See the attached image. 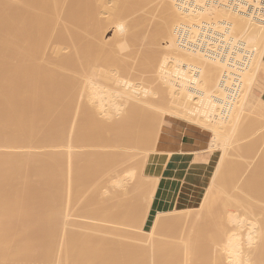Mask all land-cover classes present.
I'll use <instances>...</instances> for the list:
<instances>
[{
	"label": "bare ground",
	"instance_id": "6f19581e",
	"mask_svg": "<svg viewBox=\"0 0 264 264\" xmlns=\"http://www.w3.org/2000/svg\"><path fill=\"white\" fill-rule=\"evenodd\" d=\"M153 3L149 32L133 6ZM263 81L264 0H0V264H264V149H215L248 128ZM166 117L212 133L197 207L176 208L180 181L163 179L182 155L159 147Z\"/></svg>",
	"mask_w": 264,
	"mask_h": 264
},
{
	"label": "rangeland",
	"instance_id": "374dc122",
	"mask_svg": "<svg viewBox=\"0 0 264 264\" xmlns=\"http://www.w3.org/2000/svg\"><path fill=\"white\" fill-rule=\"evenodd\" d=\"M66 4H67V3H66ZM149 5H151V4H149ZM149 5H147L145 8H142V9H139V8H140L139 6H137V7H136V6H133V7H134L135 12H137L136 15L139 14V16H140V15H144L143 13H145V14L147 13V14L150 16L149 18L147 17L148 19L146 18V21H147V20H150V21H147L146 24H145V26L148 25V27H149V32H150V30L153 29V28L151 29V26H161V25H163V22H164V21H160V20H162V19H160V18H159L160 16H158V14L161 13V12L158 11V10H160V9H158L157 6H155L154 3L152 4V6H154L153 8H152V6H149ZM148 6H149L150 8H149ZM133 7L131 8V12L134 11V10H133ZM136 8H137V9H136ZM154 8H155V10H154ZM68 9H69V8H68ZM75 9H76V8H75ZM143 9H147V11L144 10V11H146V12H144ZM152 9H153V10H152ZM70 10H71V9H70ZM70 10H69V11H70ZM139 10H140V11H139ZM66 11H68V10H66ZM149 11H150V12H149ZM156 11H158V12H156ZM74 12H75V11H74ZM74 12H73V13H74ZM76 14H77V12H76ZM132 14L135 15L134 12H132ZM78 15H79V12H78ZM78 15H77V17L74 15V16H75L74 21H73L74 23H75V21L78 22ZM152 15H155L156 18L154 17V19H155L156 21H158V19H159V21L156 22L154 19H152V18H151ZM65 16H67V15L65 14ZM132 16H133V15H132ZM152 17H153V16H152ZM243 17L248 18V17L245 16V15H243ZM148 22H149V24H148ZM213 22L216 24V26L219 25V24H221V23H219V24L216 23V20H213ZM217 22H218V20H217ZM221 26H222V27H221ZM219 27H220V28H224L222 24H221ZM219 27H218V28H219ZM220 28H219V29H220ZM197 31H199V30L197 29ZM234 31H235V30H234ZM234 31H233V35L236 36V35L238 34L237 36H238V37H241L242 34L236 32V31L234 32ZM113 32H114V31H112V30L110 29L109 32H108V35H109V36H112V35H113ZM147 33H148V32H147ZM234 33H235V34H234ZM236 33H237V34H236ZM59 34H60V33H59ZM243 37H244V36H243ZM230 70H232V68H229V71H230ZM129 74H130V75H129ZM132 75L134 76V78L132 77V78H133L132 80H136V77L139 78V79H137V80H139L140 82H138V81L136 80V81H137L136 83H137V84L140 83V87H144V86H145V88L149 87L148 89H153L152 86L154 85V83L152 84V82H155L154 79H152L153 81H149V80H148L149 77H147V78L144 77V76H147L148 74H144L143 77H140V76H139L137 73H135V72H131V73L128 72V73H126L125 76L128 77V78H130ZM136 75H137V76H136ZM141 78H142V79H141ZM229 78H230L229 81H232V76H229ZM145 80H146V81H145ZM150 80H151V79H150ZM149 82L152 84V86H149V84H148ZM155 84H156V83H155ZM259 85H260L259 82H257L256 85H255V87H259ZM150 87H151V88H150ZM155 87H156V86L154 85V88H155ZM261 89H262V90H261V93H259V91H257L258 96H256L255 100H253V103L255 102V106H257L258 108L256 107V109L251 110V111L248 112V113H250L249 115H250L251 117H249V118H243V122H245V123L248 125V128H246V129H244V130H247L248 132L242 130V131L240 132V135H241V134H242V135L240 136V135L238 134L239 137H238L237 134H236V136L238 137V140H240V141H238V142H237V138H236V136H235V134H234V137H233V144L235 143V140H236V142L240 145L241 149H240V147H239V145H238L237 143H236V146H235V147L237 148V145H238V147H239V148H237L238 150H237L236 148H235V149L233 148L234 145L232 144V140H231V136H233V135H230V137L226 136V137H228V138L225 137L226 140H227V142L225 141L224 138H222L221 141H219V143L217 144V147H218V148H217V147L215 148V149H219V150L216 151V155L219 156L220 151L222 150L223 147H225V150L228 151L230 154L232 153V154H231L232 156H233L234 153H237L238 156L240 155L239 157H241V159H242V155H243V156H246V155H247L246 157H243L245 161H248V160H247L248 157H252V158H249V159L252 160L253 162H257L256 160L258 159L259 154H261V153L263 154V151H264V150H263V149H264V93H262V92H263L264 87H263V88L261 87ZM242 90H243V88L241 89V94H242ZM223 93H224V92H223ZM224 94H225V93H224ZM262 94H263V95H262ZM261 96H262V99H261V102H262V103L260 102V99H259V97H261ZM241 97H242V96H241ZM238 101H240V99H238ZM236 103H237V102H236ZM236 103H235V104H236ZM162 104L165 105L164 103H162ZM162 104H161V105H162ZM237 104H239V103H237ZM237 104H236V105H237ZM262 104H263V105H262ZM163 105H162V106H163ZM162 106H161V107H162ZM165 107H166V105H165ZM166 118H170V117H166ZM68 119H69V118H68ZM178 120H180V119H178ZM180 121H182V120H180ZM183 122H184V121H183ZM186 123H187V122H186ZM189 124H191V123H189ZM193 125H194V124H193ZM194 126H196V125H194ZM197 127H198V126H197ZM199 128H200V127H199ZM201 129H202V128H201ZM203 130H205V129H203ZM205 131L208 133V135H209V137H210V142H209V145H208V150H209V153L212 154V157H213V156H214V152L212 151L213 148L210 149V147H211L212 144H213V142H212V138H211V137H212V133H211L210 131H208V130H205ZM243 131H244L245 133H246V132H247V133L243 135ZM161 132H162V129H161ZM161 132H160V134H161ZM245 136H246V137H245ZM234 138H235V140H234ZM241 138H243V139H241ZM229 139H230V140H229ZM228 140H229V141H228ZM158 141H159V138H158ZM230 141H231V143H230ZM211 142H212V143H211ZM239 142H240V143H239ZM151 143H152V142H151ZM227 143H228V144H227ZM152 144L154 145V143H152ZM152 144L149 143V145H146V146H151ZM220 144H221V145H220ZM223 144H224V145L226 144V146H224ZM231 144H232L231 148L227 149V147H228V146L230 147ZM241 144H242L243 146H241ZM222 145H223V146H222ZM209 146H210V147H209ZM151 147H152V146H151ZM143 148H144V147H143ZM144 149H146V148H144ZM144 149H143V150H144ZM148 149H149V147H148ZM243 149H244V150H243ZM229 150H231V151H229ZM232 150H233V151H232ZM239 150H240V151H239ZM241 150H242V151H241ZM262 150H263V151H262ZM234 151H235V152H234ZM228 152H227V154H228ZM240 152H241V153H240ZM217 153H218V154H217ZM228 155H229V154H228ZM231 155H230V159H231V158H232V159H235V158L237 159V157H236L237 155H236V154L234 155L235 158L231 157ZM257 156H258V157H257ZM260 156H261V155H260ZM228 157H229V156H228ZM253 157H254V159H253ZM255 157H257L256 160H255ZM239 159H240V158H239ZM259 159H260V158H259ZM242 160H243V159H242ZM254 160H255V161H254ZM244 165H246V164L244 163ZM11 167H13V166H11ZM25 167H27V166H25ZM243 167H244V166H243ZM236 168H237V167H236ZM245 168H247V167H245ZM16 169H17V168H16ZM19 169H21V168H18L17 171H18ZM27 169H28V168H27ZM238 169H239V171H240L241 169L243 170V168H241V167H239ZM14 170H15V168H14ZM235 170H236V169H230L229 172L232 173L231 171H233V172L235 173L234 175H236V172H237V171H235ZM242 170H241V171H242ZM15 171H16V170H15ZM243 171H244L243 173H245V169H244ZM248 172H249V171H248ZM248 172H246L247 175L249 174ZM246 173H245V174H246ZM232 174H233V173H232ZM238 174H239V177H240L241 173L239 172ZM245 174H243V175H244L243 177L246 179L248 176L245 177V176H246ZM236 176L238 177V175H236ZM243 177H242V176L240 177V180H241V181L243 180ZM241 178H242V179H241ZM238 179H239V178H238ZM88 180H89V178H87V179L85 178V179H84V182H87ZM244 181H245V180H244ZM242 183H243V182H242ZM244 183H245V182H244ZM246 183H247V182H246ZM6 184H8V183H6ZM245 185H246V184H245ZM245 185H244V186H245ZM253 185H256V184H253ZM255 187H256V186H255ZM26 188H27V187H26ZM253 188H254V186H253ZM0 189H1V188H0ZM29 189H32V190L34 189L33 191H35V190L38 191V187H36V189H35L34 184H33V186L30 185V186H28V188H27L28 193L30 192V194H27V193L24 194V195H25L24 197H26L27 195H28V196H29V195L31 196L32 194L35 193L34 195L31 196L30 200L32 199L31 201H32V202L34 201V202L36 203V205H37L38 201L35 200V199L38 198V195H39V194L37 195V194H36V191H35L34 193H33V191L31 192V190L29 191ZM39 189H40V188H39ZM243 189H245V188H243ZM247 189H248V187H246V190H247ZM24 191H25V189H24ZM26 192H27V191H26ZM39 192H40V190L38 191V193H39ZM26 194H27V195H26ZM35 195H36V197H33V196H35ZM28 196H27V197H28ZM30 196H29V197H30ZM27 197H26V202H25V203L23 202L24 205L26 204V206H27V205H31V204H30L31 202H29V203L27 204V202L29 201V200H28L29 197H28V199H27ZM32 197H33V198H32ZM34 198H35V199H34ZM33 199H34V200H33ZM201 200H202V195H201V198L199 199V202H198L199 204H200ZM23 201H24V200H23ZM36 201H37V202H36ZM34 202H33V205L35 206V203H34ZM38 204H39V205L36 206V208H34V206H33V208H34L35 210H36V209H38V210L43 209V207L39 209V207L41 206L42 203L40 204V202H39ZM199 204H197V206H198ZM42 205L44 206V203H43ZM218 205H219V202H218L217 206H218ZM31 206H32V205H31ZM197 206H195V207H197ZM28 207H29V206H28ZM37 207H38V208H37ZM30 208H32V207H30ZM33 208H32V209H33ZM79 213L83 214V212H79ZM79 213H78V214H79ZM85 214L87 215L86 212H85ZM203 214H204V215H203V216H200V217L202 218V219H201V220H202L201 222H203V220H204L203 223H204V226H205V224H206L205 222L207 221V217H208V215H209L210 213L208 212V213H207V216H206V213H203ZM83 215H84V214H83ZM30 216H31L30 221H31V220L35 221V220H34L35 218L33 219V216H32V215H30ZM210 216H212V212H211V215H210ZM210 216H209V218H210ZM203 218H204V219H203ZM209 218H208V219H209ZM164 220H165V219H164ZM164 220H162L160 223H161V224H162V223L164 224V222H163ZM166 220H167V219H166ZM167 221H168V220H167ZM167 221H165V222H167ZM31 222H32V221H31ZM168 222H169V221H168ZM168 222H167V223H168ZM201 222H200V223H201ZM136 223L138 224L139 222H136ZM167 223L164 224V225H166V226H164V228H162V227H163V224L160 225V226H162V227H161V229H160V226H159V229H160L159 231H158V228H157V231H158V233H160V235H164L163 237H168V238H171V239H173V238H174V239L177 238L178 240H179L180 238H183L184 236H186L185 234L183 235V234L181 233L184 229H182V231H180L181 229H180V227H178V226H179L178 224H175L176 226L178 225L177 228H175V225H174V226L172 225V226L170 227L169 225H171V223H170V224H169V223L167 224ZM193 224H194V223H193ZM41 225H43V224H41ZM47 225H48V224H47ZM47 225H46V223H45V224L43 225L44 227L42 226L43 228H45V230L43 229V231L46 232V229H47V233H50V232L52 231V229L49 227L50 225H49L48 227H47ZM134 225H135V223H134ZM139 225H142V224L139 223ZM139 225H137V227H140ZM196 225H201V226H202L203 224H199V223H198V224H196ZM196 225H195V226H196ZM135 226H136V225H135ZM182 226H183V225L181 224V227H182ZM195 226H194V227H195ZM42 227L40 226V228H42ZM165 227H166L167 230H168V229H169V230H172L173 232H172V231H171V232H172L173 234L176 233L175 231H177L178 229H180V230L177 231V234H174V235H173V236H175V237H171V236H172V233L169 232L170 234H169V233L167 234L168 231L165 230ZM167 227H168V228H167ZM197 227H199V226H197ZM197 227H195V228L197 229ZM202 227H203V226H202ZM202 227H201V228H202ZM206 227H207V229H208V226L206 225V226H205V232H207ZM40 228H39V231H38V229H35V233H36V236H37L38 238H39V234L42 232V229H41V231H40ZM49 228L51 229V231H49ZM143 228H146V226L143 225ZM170 228H171V229H170ZM173 228H175V229H173ZM183 228H185V227L183 226ZM201 228H200L199 230H202ZM185 229H186V228H185ZM32 230H33V229H32ZM161 230H162V231H161ZM164 230H165V231H164ZM194 230H195V229H194ZM199 230H196V231L200 232ZM29 231H30V230H29ZM48 231H49V232H48ZM179 231H180V232H179ZM184 231L187 233V230H184ZM184 231H183V233H185ZM30 232H31V233L28 232L29 234L27 235L29 238H27V236H26L27 239H26V238H25V239H26V240H30L31 238H33V239H35V242H37V239H36V237H35L34 232H32V231H30ZM39 232H40V233H39ZM45 232H44V233H45ZM198 232H197V233H198ZM203 232H204V230H202V233L200 232L199 234L201 235V234H203ZM42 233H43V232H42ZM178 233H180V234H178ZM50 234H52V232H51ZM166 234H167V235H171V236H167ZM29 235H30V236L34 235L35 238H34V237H30ZM42 235H43V236H47V234H46V235H45V234H41V235H40V236H41L40 238H42V240L39 238L40 241H41V242L43 241V243L45 244V242L47 241V239H46V241H45V238L43 239V236H42ZM128 235H130V234H128ZM134 235H135V234H134ZM134 235H131V236L133 237ZM176 235H177V236H178V235H181V236H178V237H180V238H178ZM48 236H50V235L48 234ZM135 236H136V237H139V236H140V239H141L144 235H139V236L135 235ZM135 236H134V237H135ZM144 237H145V236H144ZM46 238H47V237H46ZM33 239H31V241H34ZM48 239H49V238H48ZM142 239H143V238H142ZM175 240H176V239H175ZM38 241H39V240H38ZM40 241H39V243L42 244ZM203 242L206 243V242L203 241V240H202V242H200V243H203ZM39 243H38V244H39ZM42 245H43V244H42ZM179 245H181V242H180V241H179ZM200 245H201V244H200ZM206 245H207V244H206ZM206 245H204V246H206ZM209 245H210V244H209ZM212 247H213V245L211 244L210 247H209V246H208V248L205 247V249L207 248L208 250H210V249H212ZM202 248H203V247H202ZM202 248H201V249H202ZM196 250H197V252H198V248H196ZM30 259H31V261H32V259H34V257H33V258L31 257Z\"/></svg>",
	"mask_w": 264,
	"mask_h": 264
},
{
	"label": "crops",
	"instance_id": "0c3cea01",
	"mask_svg": "<svg viewBox=\"0 0 264 264\" xmlns=\"http://www.w3.org/2000/svg\"><path fill=\"white\" fill-rule=\"evenodd\" d=\"M261 87L262 88L264 87V81L261 82ZM259 93H261V91ZM164 129L166 130L169 129V130L166 131ZM161 133H162L160 134L161 136H159L160 148L166 151H174V152L182 153V155L179 157V160L168 161L162 171L163 179L169 177L170 174L174 171L175 180L180 181V189L177 199L175 201V207L176 208H186L187 206L195 207L196 204L199 202V198H201V194L203 195L204 177L212 158V154H210L209 150H207L210 142V137L205 130L197 126H194L193 124H189L171 117L165 119ZM175 133H180V134H175ZM194 176L195 177L198 176L197 177L198 179L196 178L197 179L196 180ZM189 178L190 179L193 178V181H191ZM191 202L194 203L193 206Z\"/></svg>",
	"mask_w": 264,
	"mask_h": 264
},
{
	"label": "built area",
	"instance_id": "2783aa9c",
	"mask_svg": "<svg viewBox=\"0 0 264 264\" xmlns=\"http://www.w3.org/2000/svg\"><path fill=\"white\" fill-rule=\"evenodd\" d=\"M240 9H241L242 11H246V12H248V11H247V7L244 6V5H241V6H240ZM251 15H252V16L255 15V12H252ZM258 15H260V13H259ZM229 76H233V75L229 74ZM229 82H231V81H229ZM224 93H225L224 96H225L226 94H228V92H224ZM226 100L229 101L228 98H227ZM221 106H222V105H221Z\"/></svg>",
	"mask_w": 264,
	"mask_h": 264
}]
</instances>
